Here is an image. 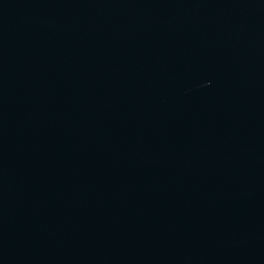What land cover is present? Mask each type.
Segmentation results:
<instances>
[{
  "label": "water",
  "instance_id": "obj_1",
  "mask_svg": "<svg viewBox=\"0 0 264 264\" xmlns=\"http://www.w3.org/2000/svg\"><path fill=\"white\" fill-rule=\"evenodd\" d=\"M0 264H264V0H0Z\"/></svg>",
  "mask_w": 264,
  "mask_h": 264
}]
</instances>
